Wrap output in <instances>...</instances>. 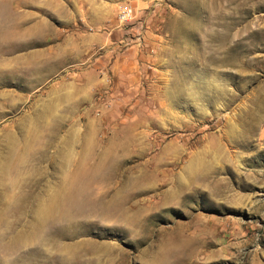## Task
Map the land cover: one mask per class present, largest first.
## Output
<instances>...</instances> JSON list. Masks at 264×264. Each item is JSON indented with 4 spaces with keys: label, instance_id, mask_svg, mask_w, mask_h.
Segmentation results:
<instances>
[{
    "label": "rangeland",
    "instance_id": "374dc122",
    "mask_svg": "<svg viewBox=\"0 0 264 264\" xmlns=\"http://www.w3.org/2000/svg\"><path fill=\"white\" fill-rule=\"evenodd\" d=\"M0 264H264V0H0Z\"/></svg>",
    "mask_w": 264,
    "mask_h": 264
},
{
    "label": "bare ground",
    "instance_id": "6f19581e",
    "mask_svg": "<svg viewBox=\"0 0 264 264\" xmlns=\"http://www.w3.org/2000/svg\"><path fill=\"white\" fill-rule=\"evenodd\" d=\"M202 155H203V154H202ZM216 156H217V155H216ZM208 157H209L211 160L214 158V156H212V155H211V156H208ZM200 158H201V157H200ZM204 158H206V157L204 156ZM198 159H199V158H198ZM206 159H207V158H206ZM196 160H197V159H196ZM204 160H205V159H203V160H202L201 162H199V163H198V161H200V160L197 161V163H198V166H197V167H198L199 169H200L199 165H201V163H204ZM227 161H229V160H227ZM227 161H226V162H227ZM230 161H231V160H230ZM211 162H212V161H211ZM211 162H210V163H211ZM193 163H194V161H193L192 163H190V165L192 166ZM206 164H207V163H206ZM206 164H205V165H206ZM215 164H216V163H215ZM190 165H189V166H190ZM205 165H204V166H205ZM201 166H202V165H201ZM197 167H196V168H197ZM201 169H202V168H201ZM194 171H195V170H194ZM196 171H197V170H196ZM191 173H193V174L195 175V172H192V171H191ZM194 175H193V176H194ZM201 176L203 177V175H201ZM194 177H195V176H194ZM194 177H193V178H194ZM202 177H201V178H202ZM187 178H189V179L191 180L189 174H188ZM145 180H146V179H145ZM191 181H192V180H191ZM181 186H182L184 189L187 187V186H183V185H181ZM177 189H178L177 192H176V190L174 191L175 194H177V193L179 192V190H180L179 187H178ZM204 191H205V190H204ZM174 192H173V193H174ZM173 193H172V195H173ZM207 260H208V258L204 259L205 262H206Z\"/></svg>",
    "mask_w": 264,
    "mask_h": 264
},
{
    "label": "built area",
    "instance_id": "2783aa9c",
    "mask_svg": "<svg viewBox=\"0 0 264 264\" xmlns=\"http://www.w3.org/2000/svg\"><path fill=\"white\" fill-rule=\"evenodd\" d=\"M119 16L123 21H128L131 18V9L127 7H121Z\"/></svg>",
    "mask_w": 264,
    "mask_h": 264
}]
</instances>
